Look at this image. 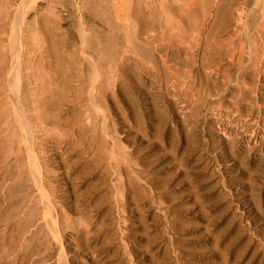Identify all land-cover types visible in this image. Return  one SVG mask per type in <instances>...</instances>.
Instances as JSON below:
<instances>
[{
    "label": "rangeland",
    "instance_id": "1",
    "mask_svg": "<svg viewBox=\"0 0 264 264\" xmlns=\"http://www.w3.org/2000/svg\"><path fill=\"white\" fill-rule=\"evenodd\" d=\"M25 1L0 0V264H264V0Z\"/></svg>",
    "mask_w": 264,
    "mask_h": 264
},
{
    "label": "bare ground",
    "instance_id": "2",
    "mask_svg": "<svg viewBox=\"0 0 264 264\" xmlns=\"http://www.w3.org/2000/svg\"><path fill=\"white\" fill-rule=\"evenodd\" d=\"M28 2V0L25 1V3ZM24 4L21 6L20 9H24ZM18 21V20H17ZM24 32V31H23ZM15 34V33H14ZM13 39H14V43H13V46L14 48H16L17 46V37L16 35H13ZM19 42V41H18ZM19 49V48H18ZM17 50V49H16ZM18 51V50H17ZM18 55V54H17ZM10 86V85H9ZM16 104H17V101H16ZM13 107V106H12ZM16 111V110H15ZM18 113V112H17ZM24 113H22V117L20 118L21 120L19 121V127L21 129V131L24 133L25 137H26V142H27V162L28 164L26 165V168H24V171H23V175H24V179H25V176L27 175H31L33 178H34V186L35 188L37 189V192H38V200L39 202H41L43 204V207H44V211H45V222L46 224H48V226L50 227L49 229H51V231L54 232L55 230V226H56V222L55 219H53V217L51 215H49L48 211H47V201H48V197L49 195L52 193H50V189H49V186H50V183L48 185L47 181H46V171H45V167H43L38 161H37V158L35 157V155L29 151V147L30 145L32 144L31 143V139L33 137L30 136V130H29V121L31 122V118L29 119L28 116L25 117L27 114L25 112L26 115H23ZM16 116V114H14ZM18 115V114H17ZM18 118V117H17ZM19 119V118H18ZM33 120V119H32ZM33 123V122H32ZM18 124V123H17ZM39 125V124H38ZM41 125V124H40ZM18 126V125H17ZM42 126V125H41ZM32 128V127H31ZM30 128V129H31ZM33 141V140H32ZM35 145V144H34ZM33 147V146H32ZM21 148V147H20ZM35 150V149H34ZM18 152V151H17ZM37 152V151H36ZM12 153V152H11ZM16 153V152H15ZM19 155V154H18ZM14 156V155H13ZM16 156V154H15ZM24 156V155H23ZM39 158V156H38ZM8 160V159H7ZM10 160V158H9ZM14 160V159H13ZM18 159L16 158L15 161H17ZM41 162V160H39ZM7 162V161H6ZM14 165V164H13ZM47 168V167H46ZM23 169V168H22ZM13 170V169H12ZM18 171V170H17ZM49 173V172H48ZM47 173V174H48ZM21 174V172H20ZM50 177V176H49ZM16 181V180H15ZM14 181V182H15ZM24 181V180H23ZM23 183V182H22ZM24 184V183H23ZM19 186V185H18ZM17 186V187H18ZM11 188V187H10ZM21 188V187H19ZM51 188V186H50ZM13 189V188H11ZM26 196V194H25ZM25 196L23 198H20V200L22 201ZM31 200V199H30ZM50 205V204H49ZM44 213V212H43ZM36 215V212L34 211V209H31L30 210V215H29V221L30 220H33L34 217ZM60 226V224H59ZM57 228V226H56ZM55 234V233H54Z\"/></svg>",
    "mask_w": 264,
    "mask_h": 264
}]
</instances>
